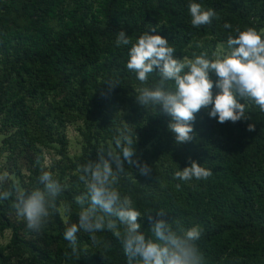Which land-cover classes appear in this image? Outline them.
<instances>
[{
	"label": "trees",
	"instance_id": "16d2710c",
	"mask_svg": "<svg viewBox=\"0 0 264 264\" xmlns=\"http://www.w3.org/2000/svg\"><path fill=\"white\" fill-rule=\"evenodd\" d=\"M31 2L0 0V131H11L16 138L9 154L34 142L40 147L56 145L57 155L66 158V140L58 126L79 121L81 153L71 166L96 161L102 148L108 158L106 143L115 150V129L125 122L138 138L134 159L153 169L154 179H149L125 162L128 175L118 187L132 197L137 210L146 214L163 209L169 222L180 220L186 228L199 225L203 233L198 245L206 264H264V113L250 105L251 120L220 124L207 110L200 111L193 124L194 140L176 144L167 128L170 117L159 108L135 103L140 84L126 68L130 46L115 44L120 30L135 39L154 26L157 31L151 34L169 41L176 49L174 58H192L201 51L210 55V49L228 34L235 35L236 28L264 30V0H195L218 17L211 27L199 29L191 26L189 0ZM226 22L231 29L223 27ZM198 37L209 38V49L191 46ZM109 79L119 80L111 92L104 85ZM30 101L35 103L32 108L27 106ZM248 124L255 130L247 131ZM189 157L213 175L205 181L175 179V171L190 166ZM38 167L34 162L33 174ZM80 193L66 187L58 206L64 208L67 223L57 211L48 229L31 240L19 235L24 227L8 223L14 199L0 201V231L11 229L8 253L0 251V264H127L111 232L97 233L111 241L107 254L83 231L77 234L78 254H71L63 234L77 222L80 209L74 201ZM138 223L150 235L148 218Z\"/></svg>",
	"mask_w": 264,
	"mask_h": 264
},
{
	"label": "clouds",
	"instance_id": "9594fccd",
	"mask_svg": "<svg viewBox=\"0 0 264 264\" xmlns=\"http://www.w3.org/2000/svg\"><path fill=\"white\" fill-rule=\"evenodd\" d=\"M188 12L195 29L211 27L218 18L214 9H205L195 0H189ZM223 27L231 29L227 22ZM156 31V27L150 26L133 39L120 30L116 33L115 44L117 47L130 46L126 68L135 74L140 84L135 103L150 110L159 108L162 114L170 117L167 128L176 144L194 140L193 124L202 109L220 124L251 120L247 115L250 105L264 113V35L261 31L255 27L236 28L235 35H227V50L223 54L213 52L210 56L207 51H201L193 53L192 58L182 59L174 58L176 49L166 38L151 34ZM153 76L156 78L152 79ZM104 85L111 92L119 86V80L109 79ZM246 130L254 131L255 125L248 124ZM115 131V150L107 149L108 158H105L104 149H100L96 161L88 160L77 166L78 181L84 186L74 201L80 210L77 222L66 227L63 234L71 254H78L77 234L81 231L89 235L93 246L107 254L111 251V241L97 233L111 232L119 240L127 264H206L198 245L203 233L199 225L186 228L180 220L169 222L164 219L163 209L142 214L134 206L132 197L119 190L121 178L128 175L125 162L134 166L139 175L154 177L151 166L139 158L134 159L138 139L134 128L124 122ZM188 163L190 166L174 172L175 179L205 181L213 175L211 169L191 157ZM36 164H41V157H36ZM7 176V172L0 174V184ZM37 183L38 186L31 190L16 186L0 190V201L14 197L11 207L15 215L25 222L30 232L40 235L58 211L65 185L43 168ZM65 207L70 211V207ZM143 217L149 220L150 235H146L138 223Z\"/></svg>",
	"mask_w": 264,
	"mask_h": 264
},
{
	"label": "rangeland",
	"instance_id": "374dc122",
	"mask_svg": "<svg viewBox=\"0 0 264 264\" xmlns=\"http://www.w3.org/2000/svg\"><path fill=\"white\" fill-rule=\"evenodd\" d=\"M35 1L36 0H32V2ZM261 33L264 35V30H262ZM208 39L209 38L198 37L191 46H195L197 48L205 47L209 49V47H206ZM226 50V41L219 42L210 49V55H212L213 52H219L223 54L226 52ZM34 105L35 103L32 101L27 103L29 108L34 107ZM203 110L204 109L201 111ZM82 128L83 125L79 121L72 123H62L58 126V132L62 134L66 140V158H61L57 155L56 145L40 147L34 142H31L33 143L31 148L19 145L15 148V150H13L11 154H9L11 145L16 143L14 141L16 138L12 136L11 131H0V174L5 172L8 173L7 179L4 180L2 184H0V190H8L13 186L19 187L21 190H31L36 183L37 177L41 174V169L43 168V170L52 172L53 176L59 179L60 182L65 185V188L72 186L82 192L84 190V186L78 181L79 173L77 171V166H71V164L74 162V159L81 153L82 143L79 131L82 130ZM162 140V137L159 138V141ZM12 141H14V143H12ZM111 144V142H107L106 148L110 149L112 147ZM102 149L106 150L105 148ZM94 151H96V149ZM37 156L41 157V164L38 167V172L36 175L32 173V170L34 168V162H36ZM58 212L62 221L66 224V214L64 208L61 205L58 206ZM6 217L8 223L15 226L20 225L21 227H24V229L18 231L19 235L23 238L27 240L38 238L39 235L30 232L26 228L25 222L15 215L12 207H10ZM48 226L49 225L46 226L43 232L48 229ZM10 236L11 229H4L0 231V251H2L3 255L8 253L7 246L10 244Z\"/></svg>",
	"mask_w": 264,
	"mask_h": 264
}]
</instances>
